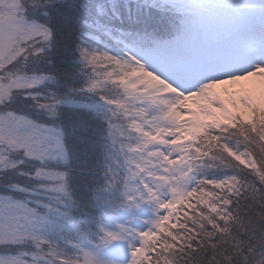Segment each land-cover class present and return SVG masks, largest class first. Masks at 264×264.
I'll return each mask as SVG.
<instances>
[{
	"label": "snow or ice",
	"instance_id": "6c2138e0",
	"mask_svg": "<svg viewBox=\"0 0 264 264\" xmlns=\"http://www.w3.org/2000/svg\"><path fill=\"white\" fill-rule=\"evenodd\" d=\"M0 264H264V0H0Z\"/></svg>",
	"mask_w": 264,
	"mask_h": 264
}]
</instances>
